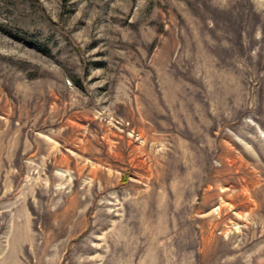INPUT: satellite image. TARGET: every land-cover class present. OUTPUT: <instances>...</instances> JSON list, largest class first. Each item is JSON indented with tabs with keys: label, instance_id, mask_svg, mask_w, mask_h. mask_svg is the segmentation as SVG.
Returning <instances> with one entry per match:
<instances>
[{
	"label": "rangeland",
	"instance_id": "1",
	"mask_svg": "<svg viewBox=\"0 0 264 264\" xmlns=\"http://www.w3.org/2000/svg\"><path fill=\"white\" fill-rule=\"evenodd\" d=\"M0 264H264V0H0Z\"/></svg>",
	"mask_w": 264,
	"mask_h": 264
},
{
	"label": "bare ground",
	"instance_id": "2",
	"mask_svg": "<svg viewBox=\"0 0 264 264\" xmlns=\"http://www.w3.org/2000/svg\"><path fill=\"white\" fill-rule=\"evenodd\" d=\"M253 180V179H252ZM242 191V190H241ZM245 193V192H244ZM226 252H228V250L226 251ZM224 254H225V252H224Z\"/></svg>",
	"mask_w": 264,
	"mask_h": 264
}]
</instances>
